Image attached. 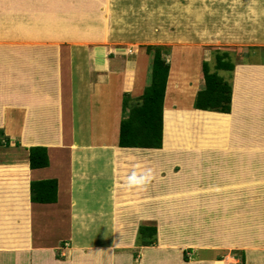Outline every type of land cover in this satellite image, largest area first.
Returning a JSON list of instances; mask_svg holds the SVG:
<instances>
[{"label": "crops", "instance_id": "obj_1", "mask_svg": "<svg viewBox=\"0 0 264 264\" xmlns=\"http://www.w3.org/2000/svg\"><path fill=\"white\" fill-rule=\"evenodd\" d=\"M69 4L33 28L0 17V264H264V0H162L158 18L157 0ZM148 46L170 52L163 147L121 148ZM213 52L235 66L231 112L201 111L213 132L194 142L178 124L199 113ZM31 148L49 167L30 168ZM50 180L57 203H32Z\"/></svg>", "mask_w": 264, "mask_h": 264}, {"label": "trees", "instance_id": "obj_2", "mask_svg": "<svg viewBox=\"0 0 264 264\" xmlns=\"http://www.w3.org/2000/svg\"><path fill=\"white\" fill-rule=\"evenodd\" d=\"M146 51L151 57L149 83L136 103L131 102L128 94L124 96L125 117L120 127L119 142L121 148L162 149L163 147L164 102L170 72L167 57L170 52L163 46H148ZM215 60V72H211L207 62L203 64L205 88L198 92L193 107L195 111L199 110L198 112L229 114L232 86L218 72H233L235 66L228 53H216ZM127 112L128 115H126ZM29 152L32 170L49 167V158L45 148H31ZM57 192L56 181L32 182L31 202L57 203ZM139 235L143 246H153L157 243L156 228H141Z\"/></svg>", "mask_w": 264, "mask_h": 264}, {"label": "rangeland", "instance_id": "obj_3", "mask_svg": "<svg viewBox=\"0 0 264 264\" xmlns=\"http://www.w3.org/2000/svg\"><path fill=\"white\" fill-rule=\"evenodd\" d=\"M77 3L81 2L82 0H76ZM111 2V0H109ZM123 3L120 5V0H112V3H117V5H113L112 7L121 8L125 5L131 6L133 8L140 6L142 0H121ZM133 1V2H132ZM70 0H0V17H3L4 13L8 16V18L11 21V28L12 29H24V28H33L35 27V21L38 19H44L47 16L53 15L52 11L53 8L58 9V7L63 6V8H70L69 4ZM131 2V3H130ZM72 8V6H71ZM157 12V18L160 15V10L162 9V0H157L156 4ZM60 15V14H59ZM60 15L59 17H61ZM58 17V18H59ZM64 17V16H63ZM69 19V18H68ZM75 25V23H74ZM80 25V24H79ZM83 25V23H81ZM131 45V47L129 46ZM127 45L125 43L124 47L134 49L136 44L133 46V44ZM216 53L213 52L212 54L208 55L206 57V62L208 63L211 72H215V65H216ZM218 74L223 77L226 81L229 82L231 75L228 72L219 71ZM204 83V80H203ZM179 106L182 107L183 104L186 105L187 101L182 100L181 97L178 98ZM211 113V112H210ZM128 115V112L126 113ZM208 121V116L205 113H194L192 116H190V119L185 123V121L181 120L178 125L187 126L189 130H191L190 133V139L195 142V138H192V132L196 129L195 127L197 125H204L205 127H210V130H208L210 133L213 132V124ZM216 124V123H215ZM214 131L218 135V129L216 128V125H214ZM182 136L185 137V134Z\"/></svg>", "mask_w": 264, "mask_h": 264}]
</instances>
